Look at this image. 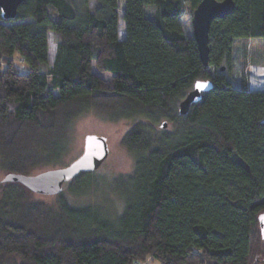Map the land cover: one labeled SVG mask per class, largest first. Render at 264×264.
<instances>
[{
	"label": "trees",
	"instance_id": "16d2710c",
	"mask_svg": "<svg viewBox=\"0 0 264 264\" xmlns=\"http://www.w3.org/2000/svg\"><path fill=\"white\" fill-rule=\"evenodd\" d=\"M122 1L25 0L14 19L0 15V167L59 164L90 111L131 122L121 145L133 158L113 184L123 201L114 219L71 206L63 188L50 207L7 183L0 264H250L258 233L264 242V87L235 85L229 72L235 40L262 38L264 67V0H232L211 21L205 66L182 23L184 2L191 15L200 0ZM206 79L212 87L179 114ZM93 172L67 185L78 191Z\"/></svg>",
	"mask_w": 264,
	"mask_h": 264
},
{
	"label": "rangeland",
	"instance_id": "374dc122",
	"mask_svg": "<svg viewBox=\"0 0 264 264\" xmlns=\"http://www.w3.org/2000/svg\"><path fill=\"white\" fill-rule=\"evenodd\" d=\"M120 5L123 4L119 0ZM122 13V11H121ZM190 9L186 2L183 4L182 23L187 33L191 31ZM124 27L122 18H119V37L123 38ZM55 36L48 34V65L52 64L55 51ZM263 48V39H250L245 42L235 40L233 44V62L230 68L229 76L235 85L245 83L252 90H261L264 87V67L261 64V53ZM15 64L22 68V62L17 55L13 56ZM224 71V70H223ZM163 122V121H162ZM131 125L130 121L109 122L100 114L94 111L84 113L76 118L72 125V136L69 142L68 150L61 159L60 163L53 167L34 169L28 174L56 167H63L77 158L83 151L84 137L87 134L102 135L107 139L109 148L108 156L101 166L95 170L87 181L79 184V190L74 191L67 182L63 185L62 196L73 207L91 206L99 209L108 219L117 217L123 209V201L113 188L114 181L119 177L128 176L133 169V158L125 151L121 145V139ZM166 126H169L168 124ZM7 172L0 167V200L4 191L3 183ZM27 200L44 204L45 206H54L56 198L54 195H40L27 192ZM1 202V201H0ZM139 264H158L156 261ZM250 264H264V242L259 236L253 246Z\"/></svg>",
	"mask_w": 264,
	"mask_h": 264
},
{
	"label": "water",
	"instance_id": "95a60500",
	"mask_svg": "<svg viewBox=\"0 0 264 264\" xmlns=\"http://www.w3.org/2000/svg\"><path fill=\"white\" fill-rule=\"evenodd\" d=\"M25 0H0V15L3 19H14L18 6ZM233 9L232 0H200L193 9L190 19L191 33L196 42L199 59L202 64L208 61V30L215 18L229 14ZM223 67H221V70ZM204 85L197 87V85ZM213 83L210 79L197 80L178 104L179 114H186L192 103L200 100L201 94L208 91ZM166 121L161 123L165 128ZM107 139L102 135L87 134L84 137L82 153L63 167L49 168L35 174L8 172L3 183H19L32 193L55 195L62 191L64 183L81 172L97 170L108 156ZM259 229L264 230V214L258 217Z\"/></svg>",
	"mask_w": 264,
	"mask_h": 264
},
{
	"label": "snow or ice",
	"instance_id": "6c2138e0",
	"mask_svg": "<svg viewBox=\"0 0 264 264\" xmlns=\"http://www.w3.org/2000/svg\"><path fill=\"white\" fill-rule=\"evenodd\" d=\"M203 86H204V85H200V84L197 85V87H203Z\"/></svg>",
	"mask_w": 264,
	"mask_h": 264
},
{
	"label": "crops",
	"instance_id": "0c3cea01",
	"mask_svg": "<svg viewBox=\"0 0 264 264\" xmlns=\"http://www.w3.org/2000/svg\"><path fill=\"white\" fill-rule=\"evenodd\" d=\"M249 89H250V87H249Z\"/></svg>",
	"mask_w": 264,
	"mask_h": 264
}]
</instances>
